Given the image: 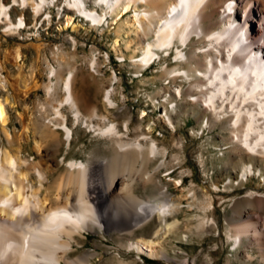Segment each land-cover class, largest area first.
<instances>
[{
    "label": "bare ground",
    "instance_id": "1",
    "mask_svg": "<svg viewBox=\"0 0 264 264\" xmlns=\"http://www.w3.org/2000/svg\"><path fill=\"white\" fill-rule=\"evenodd\" d=\"M49 1L51 0L11 2L0 0V23L4 24L3 34L28 31V28H31L24 14L17 16L16 19L12 18L10 9L13 6L25 8L30 5L35 20L46 13L43 19L47 21L48 12L44 6ZM84 1L67 0L71 8L77 9L82 17L94 23H100L104 17L107 18L108 13L116 14L113 18V21H116L127 10L132 11L131 17L127 16L128 19L125 18L127 20H121L118 26L120 28L127 25L137 36H141L142 39L144 37L145 42L140 40L139 44L142 56L133 60L136 66L148 62L161 50L175 47L176 64L162 65L161 72L168 75L169 81L181 77L191 84L187 90L182 89V84L174 85L177 90L172 92L169 91L168 85H164L163 91L167 92L168 96L165 97L163 104L174 102L176 106L177 99L180 98H183L186 104L200 102L212 115L210 123H222L224 130L229 134V142L233 146L231 161L235 162L238 157L241 158L242 170L246 176L255 169L261 171L258 161H252L250 157H259V162L264 159V68L258 64L256 56L260 52L264 60V0H205L201 6L199 5L203 0H98V3L103 4L102 10L98 13H94L91 8L83 7ZM229 1H232V4ZM229 6L233 8V13L227 10ZM74 19L73 15H68L65 26L71 25L72 28L78 26L73 22ZM38 22L34 21L36 24L32 26L34 32L30 30L28 35H36L35 31H38L41 24V21ZM241 30L246 37L250 35L255 37V40L250 44V52L244 56L236 50L235 59H243V66L231 68L226 62V54L236 45L241 48L243 41ZM191 34L197 36L193 37ZM149 35L151 39H147ZM119 38L118 36L114 39V47L119 43ZM188 38V43L180 48L181 42ZM131 40L133 39L126 40V46ZM219 51L220 63L216 60ZM7 52L6 57L11 56L15 62L22 57L21 45ZM134 56L133 53L130 57ZM98 61L95 55L89 64L94 78L99 74ZM75 71L79 72L80 69L63 64L58 68H52L51 72L57 76V83L50 81L47 85L48 93L51 95L52 91H61L63 97L53 98L56 99L55 103L51 101L39 104L42 115L48 106L53 110L50 122H41L42 127L48 130L46 133L53 139L62 134L61 138L56 139V143L62 142L66 152L72 146L77 124L82 121L89 130L94 131V134L106 137L107 142L103 148L104 153L92 152L85 159L78 157L65 159L64 154L61 155L59 161L64 162L65 159V168L52 184L53 189L57 190V200L53 199L54 202L48 197L38 196V189L45 179L47 181V171L39 165V159L30 158L23 152V142L28 141L33 132V149L42 155L48 153V147L44 146L46 144L44 138L47 135H42L41 132L44 129L40 127L41 124L38 125L39 123L34 126L35 117L19 111L22 129L19 132L13 130L8 124L10 120L8 106L14 103H10L7 97H0V131L8 141L7 146H0V264H91L98 254L96 250L85 251L75 258H68V252L75 248L74 243H79L78 238L84 236L87 229L103 232L110 223L118 224L114 228L119 236L130 235L129 239L127 237V241L122 243L125 248L137 252L146 251L153 256L163 254L166 256L162 246L164 238L169 233L181 229L182 222L176 213L181 209L184 196H173L170 189L161 185L160 179L157 178V173L167 162L165 161L166 153L169 151L167 146L159 144L158 138L152 134L154 127L151 124L147 129L140 123L134 126L138 129L137 136L133 139L128 138L127 131L132 124L131 116L127 114L123 118L124 128L119 127L118 121L125 112L126 105L121 106L118 112L109 109L115 102L113 83L106 86L104 80L102 85H99L100 89L104 90L102 101L106 106L105 111L99 108L96 101L79 100L73 88ZM7 84V76L1 68L0 87L4 88L8 86ZM187 97L190 98L189 101L185 99ZM82 105L87 107L84 108ZM65 108L71 112L72 123H69ZM176 110V107L164 110L166 121L172 129H176L177 120L173 118ZM202 117L208 118L206 123L209 122L210 118L206 113ZM172 144L179 150L184 147L182 139L175 136ZM251 147H254V150L250 149ZM242 149L246 150L249 158L240 157L238 151ZM159 153L162 158L156 161ZM202 161L204 162L203 159ZM149 162L153 164L148 165ZM31 174L36 176L38 184L26 183ZM137 182L144 186L152 184L156 188L157 197L138 196L134 191ZM176 184L182 185L179 182ZM62 188L64 192L68 189L67 194L59 195V189ZM118 190L124 191V194L116 197L117 209L114 212L109 213L99 208L106 196ZM197 190L195 186L188 190L192 197L190 209L195 207L199 212L192 214L191 221L194 218L195 223L191 224L195 225L190 226L191 233L206 231L219 224L213 214L211 193L202 199ZM69 193L75 195L73 201L68 199ZM188 193L185 197L189 195ZM246 197L242 205L239 202L234 205L233 213L227 218L228 225L236 230L235 234H230L229 237L238 245L244 231L248 230L246 226L254 225L253 234L262 250L264 242L258 239V234H261V229L264 230V192L251 190ZM256 214L261 215L262 220L253 221L252 218ZM152 218L159 222L153 234L133 237L136 229H143ZM187 236L185 234L179 238L188 239ZM110 260L113 264H131L133 261L117 255H113ZM183 264H188V261Z\"/></svg>",
    "mask_w": 264,
    "mask_h": 264
},
{
    "label": "rangeland",
    "instance_id": "2",
    "mask_svg": "<svg viewBox=\"0 0 264 264\" xmlns=\"http://www.w3.org/2000/svg\"><path fill=\"white\" fill-rule=\"evenodd\" d=\"M5 1L11 2L12 0ZM92 1L87 0L86 2L90 5H97L100 9L102 8L101 4ZM71 7L67 0H56L55 7L51 10L52 18L50 21L43 19V15L37 17L41 24L38 31H35L36 35L27 34L28 31L32 30V26L36 25L34 24L35 18L30 5L25 8L17 5L10 9L12 18L16 19L19 16L18 14H24L26 22L31 25V28L27 29L28 31L22 30L4 35L2 31L4 24L0 23V69H3V73L8 79V86L0 87V97H7L10 103H14V105L8 106L9 126L17 132L22 129L20 111L36 118H34V123H36L34 126L39 123L38 125L41 124L42 129L47 130L44 126L42 127V123L49 121L50 117L53 116V110L48 106L46 112L42 115L39 104L51 101V103H55L56 99L53 98L63 97L61 91H55L56 93L52 91L51 95L48 93L47 85L50 84V81L54 83L57 81V76H54L51 72L52 68H58L61 64L73 66L77 70L80 69L79 72H74L76 74L73 78V88L79 100L96 101L101 110L106 109V106L102 101L104 90H101L99 85H102L104 80L106 86L113 83L115 102L109 109L118 112L121 106L126 105V110L118 121L119 127L124 128L122 126L123 118L127 114L131 116L132 124L127 131L129 139L137 136L138 129L134 126L139 123L145 129L148 128L149 124L154 127V129L152 128V134L158 138L160 145L167 146L169 150L166 153V166L161 167L157 173V178L162 182H160L161 185L170 189L173 196L184 197L182 198L181 209L176 213L182 222L181 229L178 232L176 230L174 233H169L163 240L162 246L166 256L164 254L153 256L146 251L137 252L125 248L122 243L127 237L129 239L130 235L123 234V237L119 236L114 228L118 224L110 223L103 232L87 229L85 235L78 238L79 243H74L75 248L68 252L67 257L75 258L85 251L96 250L98 254L93 258L94 263L91 264H113L110 260L113 255L124 259H132L131 264H183L186 260L188 264H264V244L262 251L253 234L254 227L252 226L254 225L246 226L248 230H243L244 235L241 242L236 245L229 237L230 234H235L236 230L227 223V218L233 213L235 206L238 202L242 205V202L247 199L246 195L249 191L264 192V159L259 162V157H250L252 161H258L257 164L261 167V171L255 169L254 173L246 176L242 170L241 158L238 157L235 162L231 161L233 146L229 142L230 137L227 131L224 130L223 124L220 122L211 124L212 115L209 110L203 108L200 102L198 104H186L183 98L177 99L178 106H175L177 110L173 117L177 120L175 122L176 129H172L166 121L164 110L169 109L174 102L163 104L165 97L168 96V93L163 91V87L168 85L169 91L172 92L177 90L174 85L182 84V89L187 90L191 83L181 77H176L175 81L173 79L169 81L168 75L161 72L162 65L169 63L173 66L176 64L175 49H172L168 55L160 51V58L147 67H145V62L139 67L136 66L133 60L140 59L142 56V49H139V44L141 41L145 42L143 41L144 37L142 39L141 36H137L132 30H129L127 25L120 28L118 26L121 20H127L128 17H131V10L125 12L116 21H113L116 14L108 13L106 21L97 26V24H89L83 21L82 18L77 16L78 10ZM61 8L62 12L58 16L57 11ZM65 10L67 11L65 12ZM68 15H75L73 22L77 23L78 26L75 28H72L71 25L65 26ZM254 24L257 27L256 22ZM32 32L34 31L32 30ZM118 36L121 38H119L120 44L118 43L119 45L117 44L114 47V39ZM147 37V39H151L150 35ZM127 39L133 40L126 46ZM19 45H21L22 57L18 62H15L11 56L6 57L7 51ZM132 52L135 54L133 58L130 57L133 54ZM95 55L99 60L98 66L99 63L100 66L99 74L94 78L92 76L93 72L89 69V64L91 58ZM62 59L64 60L62 61ZM61 61L62 63H60ZM112 76L114 77L112 78ZM97 78L99 79L97 80ZM98 92L102 94H99V97ZM174 99L176 98L174 97ZM185 99L189 101L190 98ZM65 111L69 116V123H72L71 112L66 108ZM204 113L210 118L206 124H204L205 118L202 117ZM209 124H211V127H209ZM193 129L195 130L193 131ZM43 131H41L42 135H47L44 138L46 143L44 146L48 147V153L42 155L33 149V132H31L29 140L23 142V152L30 158L39 159V165L47 171V181L45 179L38 189V196L48 197L50 201L54 202L57 200V190L53 189L52 184L64 170L65 159L71 157L85 159L92 152H96V154L104 153L103 148L106 145L107 138L94 134V131L89 130L83 121L82 123L79 122L75 128L72 146L66 152L62 142V144L56 143V139L61 138L62 134L53 139L50 134L46 133L48 130ZM174 136L182 139L184 147L181 150L172 144ZM7 145L8 141L0 131V146ZM238 153H240V157L249 158L244 149L238 151ZM63 154L66 158L64 162H60L59 159ZM177 156L179 157L177 158ZM161 158L159 153L156 161ZM151 164L153 163H148V165ZM137 165L139 166V162H137ZM178 182L182 185L176 184ZM26 183L38 184L36 176L31 174L29 181ZM135 185L134 191L141 198L157 197L156 188L152 184H148L146 187L137 182ZM193 186L196 190L198 188L197 193L202 199L206 194L211 193L213 214L217 219V223H219L217 227L191 233L190 226L195 223V219L193 218V221H191V217L192 214L198 212V208L192 207L190 209L189 205L192 202V197L188 190ZM59 191V195L67 194L68 189L65 192L63 188ZM115 192L106 196L101 201L99 208L105 209L109 213L114 212L117 209L116 197L124 194V191L120 192L118 190ZM187 193L189 195L185 197ZM113 195L115 196L113 197ZM68 199L73 201L75 195L69 193ZM260 217L261 215L256 214L252 220L257 221ZM168 218H171V216H168ZM151 220L143 229H136L137 231L132 234L133 237L152 235L159 222L156 218ZM191 222L194 223L191 224ZM185 234L188 235V239L179 238V236ZM258 235V239L264 242L263 229H261V234Z\"/></svg>",
    "mask_w": 264,
    "mask_h": 264
},
{
    "label": "crops",
    "instance_id": "3",
    "mask_svg": "<svg viewBox=\"0 0 264 264\" xmlns=\"http://www.w3.org/2000/svg\"><path fill=\"white\" fill-rule=\"evenodd\" d=\"M82 77H84V75H82ZM99 94H101V93H100V92H98V97H99ZM101 95H102V94H101ZM101 95H100V96H101Z\"/></svg>",
    "mask_w": 264,
    "mask_h": 264
},
{
    "label": "built area",
    "instance_id": "4",
    "mask_svg": "<svg viewBox=\"0 0 264 264\" xmlns=\"http://www.w3.org/2000/svg\"><path fill=\"white\" fill-rule=\"evenodd\" d=\"M16 32H18V31H16Z\"/></svg>",
    "mask_w": 264,
    "mask_h": 264
}]
</instances>
